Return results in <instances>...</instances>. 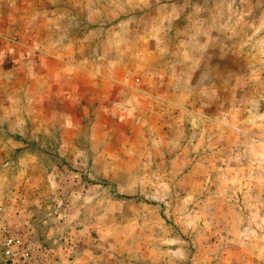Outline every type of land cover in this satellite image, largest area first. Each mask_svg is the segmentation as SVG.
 Instances as JSON below:
<instances>
[{
	"label": "rangeland",
	"instance_id": "374dc122",
	"mask_svg": "<svg viewBox=\"0 0 264 264\" xmlns=\"http://www.w3.org/2000/svg\"><path fill=\"white\" fill-rule=\"evenodd\" d=\"M0 264H264V0H0Z\"/></svg>",
	"mask_w": 264,
	"mask_h": 264
},
{
	"label": "built area",
	"instance_id": "2783aa9c",
	"mask_svg": "<svg viewBox=\"0 0 264 264\" xmlns=\"http://www.w3.org/2000/svg\"><path fill=\"white\" fill-rule=\"evenodd\" d=\"M19 243V241H16L15 239H10L9 240V244H15L17 245Z\"/></svg>",
	"mask_w": 264,
	"mask_h": 264
}]
</instances>
